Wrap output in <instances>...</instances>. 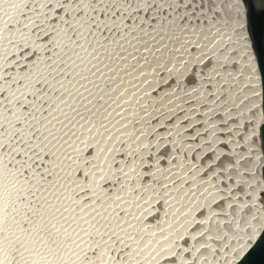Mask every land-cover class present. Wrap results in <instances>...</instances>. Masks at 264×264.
<instances>
[{"label": "rangeland", "instance_id": "rangeland-1", "mask_svg": "<svg viewBox=\"0 0 264 264\" xmlns=\"http://www.w3.org/2000/svg\"><path fill=\"white\" fill-rule=\"evenodd\" d=\"M36 1L30 0L28 3V7H30L26 8L28 10L26 17L32 24L30 25L31 31L29 29L30 32L24 37H11L8 40L11 43L6 41L5 46L8 47L6 49L7 60L0 63V119L9 115L8 123L5 124V126L8 125L5 128L7 130L4 129L0 133L3 135L0 140L5 143L0 150V159L4 158L2 159L4 161L8 159L9 169L22 178L18 184L19 187L15 188L16 184L12 187L20 192L19 195L21 194L19 203L8 207L3 222H0L1 240L4 241L0 244V254L3 253L6 255V259H9L4 263L12 264L13 262L9 261H13L12 259L15 258L14 264H27L33 260L35 255L38 254V256L42 255L43 257V254L46 253L47 257L44 258L47 260L49 256L51 259L48 258V263L45 261L44 264L52 263L55 259L58 261L60 259L61 264H68L74 256L73 254L78 253V248H82L79 250L81 257L85 254L80 260L82 262L88 258L93 260L96 251L99 250L98 248L103 246L111 249L109 253H111L115 264H161L162 262L164 264H187V262L196 264L198 259L210 261L215 248L219 249L224 242L232 241L234 236L240 237L242 230L243 233L245 232L241 225L248 224L249 216L252 215L250 213L255 211V208L253 209L249 204L251 197L248 195L254 192L253 188L255 187L252 184L256 178V174H254L256 172L253 169L255 165L252 149L254 151L256 140L251 133L254 130V122L241 39L236 29L238 20L235 1L41 0L45 2V7L39 9L33 5H37L38 2L39 5L42 2L39 0L36 3ZM13 13L8 15L10 19L6 16L8 18L5 23L13 20L10 22L12 26L20 25V23L23 25L24 19L21 17L25 15L16 12L12 15ZM81 23L89 26L87 31L77 30L76 27L80 26ZM63 25L68 27V30H64L61 36L63 47L66 48L65 45L70 47V41L74 40L78 42L83 39L90 41V44L87 45L88 48L79 49L77 46H73L70 49L72 51L69 50L74 55L84 54L82 52L91 53V59L84 66L80 61L76 62V68L80 69L81 72L84 71V73H79L76 76L73 74V76L66 75L65 69L68 68V63L55 61V58L62 55L64 51H61L60 48L57 49L51 36L58 35L56 34L59 32L58 28ZM136 26L142 28L143 31H138L137 33L140 35L135 34L134 36L132 29ZM9 30H13V28ZM52 32L55 34L53 35ZM9 35L12 36L13 32L9 31L7 36ZM115 39L116 41L120 40V42H116ZM54 52H57L58 55ZM45 60L46 64L52 63L48 64L44 72L36 73L34 68L45 63ZM38 63L40 64L38 65ZM143 64L148 70L141 68ZM110 66L112 70L118 68L116 74H105L104 71ZM93 72H96L97 75L94 79H90ZM28 76L32 81L41 79L39 81L42 83L37 84L38 82H36V86L26 90L22 88L24 87L22 83V91L18 82L28 78ZM148 77H151V84L148 86L149 88L147 87L148 89H145L143 85L146 81L148 82ZM115 80L118 85L121 84L122 88L118 89L121 91L108 89L115 88ZM144 80L146 81L142 82ZM10 84L22 91L18 96L19 99L16 97L13 100L10 95L11 98L7 97L9 92H4V89ZM103 89L102 92L105 93L100 97L94 98L92 95L93 97L89 96L88 98L89 92L93 93L94 90V92L100 93ZM81 90L87 91V94L85 93L84 96L81 95L80 97H77V94L74 95L76 91ZM81 97L82 99H80ZM118 97L120 100H117ZM74 98V101L69 102ZM129 110L131 111L130 114L128 113ZM96 111L100 112L94 114L96 121L101 118H106L105 121L107 119L115 120L122 114L123 120L128 121L125 129L114 131L119 139L116 140V137L112 143L116 141L117 144L113 143L114 146L106 149L108 151L106 153L107 159L111 161L110 167L106 166L108 169L99 173L101 177L98 183L90 185L91 183L87 182V175L98 170L97 168L91 171L83 170L82 167L86 164L89 165L91 163L89 161L96 155L95 152H93L94 156L92 154L93 149L91 150L89 146L91 137L87 134L89 140L86 138L78 142L77 147L73 150L74 160L70 161L74 162L75 169L72 175H69L70 182L66 181L65 184L59 180L58 184H55L54 178L60 177L62 171L59 170L58 176L54 177L55 175L50 171L51 166L55 165L57 161L59 163L64 162L65 157L63 155L67 154L66 152L70 148L72 149L74 142L78 141V137L82 133L80 131L84 128L83 125H86L85 121H80L85 120L87 112L91 114ZM83 114L86 117L83 118ZM80 117L83 119L80 120ZM81 124L83 128L80 127ZM111 132L113 134V131H107L105 135L107 136ZM91 136L98 139L100 134H91ZM128 136L142 137L144 146L140 148L136 146L135 148L131 143L128 144ZM123 137L127 140H124ZM9 141L10 144H14L12 148L6 147ZM182 144H186L187 149ZM53 146L54 152L60 153L58 157L50 155ZM130 161L135 162L133 169L131 167L130 172H125L126 175L121 176L122 171L124 172L123 168L128 167ZM177 164L181 166V169L183 167L181 173L171 175L170 171ZM130 173L135 174V178L127 179L126 177ZM123 185L129 189L127 192L130 194L125 196L122 194V197L118 199L120 206L126 203L125 201H128L129 197H138L140 201V199L144 200L147 195L146 198L149 199L145 198L147 200L145 207L138 215L139 218L144 217L142 218L144 220L135 219L131 221L133 218H130V222H125L127 229L122 224L120 225L121 222L125 221L127 213L124 211L127 210L116 211L119 214L114 211L116 217L112 213L109 216L110 220L105 222L106 225L99 221L100 224L90 225V221L86 218L90 208L78 210L77 207L72 206L74 202L70 203L73 200L68 199L69 195L70 198L74 195L72 197L74 200L76 196L77 198L83 197L87 205L88 201L96 204L105 199L102 200L101 204H98L97 212H99L105 201L104 204L108 202L107 207L110 200L112 201L113 197L117 196L114 195L113 189L115 194L118 192L121 194ZM98 187L104 189L105 193L101 190H97L98 192L92 190H96ZM69 191H74V193ZM176 192H179L184 200L196 197L195 202L189 205L184 212L187 217L181 223L178 222L183 228L176 241L179 244L174 243L171 253L174 251V254H180L181 257L175 260L176 256L173 259L165 253V256L162 257L163 260L159 261L160 263L158 261L153 263L158 255V252H155L157 247L154 249L155 251L153 250V254L149 247L154 243H150V246L137 256L136 250L139 245L134 248L136 250L132 249L133 243L130 239L134 238L135 235L137 237L138 230L143 229V227L150 228L152 225L154 228L158 227L160 220L162 221L172 209L179 206L175 207L176 205L172 206V202L171 204L166 202L170 198L173 199L174 196H178L179 193L177 195ZM149 193L150 196L148 197ZM174 193L176 194L171 197ZM165 198L167 199L164 202L166 205L162 204L164 206H161V199L164 200ZM183 198L181 199L183 200ZM89 205L93 206V203ZM211 205L215 210L213 214L217 211L216 215H207V220H203L204 214H201L200 217L203 221L199 222L198 220L191 223L192 215L196 216L200 210L204 209L201 207ZM65 207L67 210L73 209L74 214H78L77 216L80 217L81 223L82 221L85 223L87 220L88 228L99 226L97 230L94 228L91 231V239L85 244V248L74 245L79 243L77 238L80 236V232L77 233L79 229L75 227L77 226L75 223L70 222L69 226L67 224L63 228L64 230L67 229V232L77 230V232L72 233L73 236L67 242H63V239L69 238V235L64 238L63 234L66 231H58L54 225L48 226V217L50 216L49 219H51V214L66 215V212L64 213ZM80 207L82 206L80 205ZM106 213L107 215L110 213L108 209ZM136 214L138 213L134 214V218ZM56 215L54 216L56 217ZM112 216L113 218H111ZM156 218L157 220H154ZM139 220L144 225L141 222H136ZM8 221H11L9 222L11 224L13 222L19 223L22 229L27 227L24 231L29 235L32 245L41 241L42 243L45 242L47 248L43 245L44 249L41 248V252L36 250V254H34L35 250L31 252L32 254L29 253L30 251H23L25 248L19 251L12 243L13 236L7 235V232L4 233L2 230ZM33 224L39 226L38 231H27L30 229L29 227L33 229ZM172 225L175 226L174 222L168 223L166 228L170 229ZM53 226L57 229V233ZM52 228L55 232L51 230ZM29 232L31 233L29 234ZM33 232L35 237L32 235ZM62 232L64 233L62 234ZM122 233L124 234L122 235ZM58 235L63 236H60L61 240L58 239ZM79 238L78 240L81 239ZM125 240L128 241L125 242ZM147 240L144 243H147ZM4 243H8V247H2ZM49 245L66 248L68 256L66 253L52 256L51 249L53 247L51 248ZM141 247L139 246V249ZM49 251H51L50 254ZM129 252H132L133 257L128 256ZM52 257L54 258L52 259ZM90 259L87 260L88 264ZM93 261L91 262L93 263ZM81 262L79 264H84L86 261ZM197 263L199 264V262ZM97 264L108 263L99 262Z\"/></svg>", "mask_w": 264, "mask_h": 264}, {"label": "bare ground", "instance_id": "bare-ground-1", "mask_svg": "<svg viewBox=\"0 0 264 264\" xmlns=\"http://www.w3.org/2000/svg\"><path fill=\"white\" fill-rule=\"evenodd\" d=\"M29 1L30 0H27L26 2H25V0H0V63L1 62H5V60H7L6 59V55H7V48H6V41L8 42V40L11 38V37H13V36H17L18 38L19 37H24V35L26 34H28V32H30L31 31V26L30 25H32L31 23H29L30 22V20H29V18L28 17H26L28 14H27V11L28 10H26V8L28 7V3H29ZM36 1V0H35ZM39 1V0H38ZM38 1H36V3L38 2ZM41 1V0H40ZM34 2V1H33ZM42 3H40L39 5H38V3H37V5H33V6H36V8L37 9H39V8H43V6H44V3L45 2H43V1H41ZM108 3V2H107ZM109 4V3H108ZM19 5H22V6H19ZM30 5H31V3H30ZM19 6V7H18ZM30 7V6H29ZM28 7V8H29ZM45 7V6H44ZM21 8V9H20ZM32 8V7H31ZM33 9V8H32ZM14 12V13H13ZM15 12L16 13H23L25 16H22L21 17V19H24V24L22 25V23H20V25L18 24V25H14V26H12L11 24H10V22L12 21L13 22V20H10V22H7V23H5V21H6V19L9 17L8 15H10L11 13H13L12 15H14L15 14ZM30 14V13H29ZM237 14V13H236ZM11 15V16H12ZM21 15V14H20ZM6 16H8V17H6ZM14 17V16H13ZM26 18H28V19H26ZM9 19H10V17H9ZM8 19V20H9ZM12 19H14V18H12ZM39 19V18H38ZM67 19V18H66ZM27 20V22H25ZM237 21V20H236ZM73 22V21H72ZM15 24V23H14ZM75 24V23H74ZM237 24V31L239 32V26H238V22L236 23ZM69 25V24H68ZM71 26H72V24H70ZM12 26V27H11ZM75 26V25H74ZM88 25L87 24H85L84 23V25L81 23V25L80 26H78V27H76V28H78L77 30H82V31H87L88 30ZM10 28H13V30H9ZM30 29V31H28ZM70 29V28H69ZM58 30H59V32H57L56 34H58V35H55V36H51L52 35V33H51V38H53V41H54V45L57 47V49L58 48H60L61 49V51H64V53L62 54V55H59V56H55L56 58H55V61L57 62V63H68V68L67 69H65V73H66V75L67 76H73V75H77V74H82V73H84V71L83 72H81V71H79L80 69H78V68H76V62H79L80 61V63H82V66H84L85 65V63L89 60V59H91L90 58V54H88V52H82V53H84V54H78V55H74V54H72L70 51H72V50H70L73 46H77L79 49H83V48H86L87 47V45H89L90 44V41H85V39H83V40H80V42H78L77 40H74V41H70V44L69 45H71L70 47H67V45H65L66 46V48L65 47H63V44H62V41H61V36H62V33H63V31L64 30H68V27H66V26H61V28H58ZM142 30V28H138L137 26H136V28H134V29H132V34L135 36V34H139V33H137L138 31L140 32ZM235 30V29H234ZM9 31H12L13 32V35L12 36H7V34L9 33ZM143 31V30H142ZM141 31V32H142ZM130 32V31H129ZM128 32V33H129ZM55 34V32L53 33V35ZM130 34H131V32H130ZM140 35V34H139ZM7 36V37H6ZM138 36V35H137ZM9 37V38H8ZM239 37H240V32H239ZM119 38V37H118ZM16 39V38H15ZM20 39H23V38H20ZM19 39V40H20ZM120 39V38H119ZM52 40V39H51ZM115 41H116V39H115ZM119 42H120V40H118ZM118 41H116V42H118ZM10 42V41H9ZM8 42V43H9ZM17 42V41H16ZM15 42V43H16ZM98 42H99V40H98ZM98 42H97V44H98ZM204 42V41H203ZM11 43V42H10ZM213 43V42H212ZM75 44H77V45H75ZM122 44V43H121ZM201 44H202V42H201ZM68 45V46H69ZM12 46V45H11ZM54 46V47H55ZM200 47V46H199ZM242 47V46H241ZM88 48V47H87ZM92 48V47H91ZM93 48H95V47H93ZM55 50H56V48H55ZM70 50V51H69ZM91 50V49H90ZM89 50V51H90ZM171 50V49H170ZM50 52V51H49ZM54 53H57V52H54ZM57 55H58V53H57ZM54 56V55H53ZM194 58V57H193ZM49 60V59H48ZM107 60V59H106ZM101 61V60H100ZM44 62V61H43ZM108 62V61H107ZM50 63V62H49ZM48 63V64H49ZM52 63V62H51ZM50 63V64H51ZM156 63H157V61H156ZM3 64V63H2ZM40 63H38V65H39ZM48 64H46V60H45V63H43V64H41L39 67H37L36 66V68H34L35 70H36V73L37 72H40V71H42V72H44L45 71V69L47 68V66H48ZM108 64V63H107ZM141 64V63H140ZM155 64V63H154ZM184 64V63H183ZM180 66V65H179ZM182 67V66H181ZM107 68V67H106ZM140 68V67H139ZM141 68H143V70L144 69H147L146 68V65H142V67ZM118 69V68H117ZM117 69H114V70H112V67L110 66V68H108V69H106L104 72H105V74H108V75H111V74H116V71H117ZM138 69V68H137ZM141 70V69H140ZM148 70V69H147ZM182 70V69H181ZM171 71V70H170ZM31 72V71H30ZM145 72H146V70H145ZM191 72V71H190ZM98 73H100L99 71H98ZM102 73H103V71H102ZM101 73V74H102ZM173 73V72H172ZM175 73V72H174ZM27 74V73H26ZM73 74V75H72ZM32 75V74H31ZM36 75V74H35ZM64 75V74H63ZM96 72L94 73H92V77L90 78V79H94L95 77H96ZM148 75V74H147ZM172 75V74H171ZM27 76V75H26ZM30 76V75H29ZM29 76H28V78H25V79H23L22 81H20V82H18L19 84H20V88L22 87V85L24 86V87H22V88H24L25 90L27 89V88H32V87H34V86H36L35 84H36V82H38L37 84H40V83H42L41 81H39V80H41V79H39L38 81L36 80H34V81H32V79L30 80L29 79ZM99 76V75H98ZM139 76V75H138ZM33 77V76H32ZM37 77H39V76H37ZM40 78V77H39ZM64 78H65V76H64ZM67 78V77H66ZM70 78H73V77H70ZM21 79V78H20ZM89 79V80H90ZM19 80V79H18ZM71 80V79H70ZM13 81V80H12ZM146 80H144V81H142V82H145ZM68 82V81H67ZM115 82H116V80H115ZM121 82V81H120ZM13 83V82H12ZM11 83V84H12ZM23 83V84H22ZM9 85L8 87H6L5 89H4V92H7L8 93V95H7V97H12V99L13 98H18V96L21 94V92L23 91V89H22V91L20 90V89H18V87L16 88V86H14V85ZM22 84V85H21ZM151 84V77H148V82L146 81L145 83H144V88L146 89L149 85ZM66 86V85H65ZM15 87V88H14ZM111 87V86H110ZM121 87V84L119 83V85L117 84V82H116V86H115V88L113 87L112 89H110V88H108L110 91L111 90H113V89H116V91L119 89ZM122 88V87H121ZM120 88V89H121ZM143 88V89H144ZM149 88V87H148ZM147 88V89H148ZM69 89V88H68ZM123 89H124V87H123ZM122 89V90H123ZM144 89V90H145ZM25 90H24V92H25ZM65 90V89H64ZM91 91V90H90ZM102 91H104V89L103 90H101L100 91V93L98 92L97 93V91H95L94 92V90H93V93H90L89 92V94H88V98H89V96H91V97H93L94 96V98H97L98 96L100 97L101 95H103L104 93L102 92ZM105 91H108V90H105ZM118 91H121V90H118ZM147 91V90H146ZM146 91H145V93H146ZM92 92V91H91ZM7 93H5V94H7ZM87 94V91H83V90H81V91H76L75 93H74V95H76L77 97H80L81 95H83L84 96V94ZM111 93V92H110ZM123 93V92H122ZM107 94V93H106ZM121 94V93H120ZM10 95V96H9ZM23 96H24V94H22ZM93 95V96H92ZM112 95H113V93H112ZM118 95H119V93H118ZM142 95V94H141ZM82 96V97H83ZM116 96V95H115ZM114 96V97H115ZM135 96V95H134ZM10 97V98H11ZM82 97L80 98V99H82ZM113 97V96H112ZM141 97V96H140ZM9 98V99H10ZM20 98V97H19ZM18 98V99H19ZM22 98V97H21ZM93 98V99H94ZM116 98V97H115ZM119 98V97H118ZM123 98H125V96H123ZM122 97H121V99H123ZM8 100V99H7ZM14 100V99H13ZM12 100V101H13ZM75 100V98L74 99H71L69 102H72V101H74ZM77 100V99H76ZM114 100H116V99H114ZM117 100H120V98L119 99H117ZM125 100V99H124ZM78 101V100H77ZM78 102H80V101H78ZM123 102V101H122ZM9 103V102H8ZM10 104V103H9ZM80 104V103H79ZM135 104V103H134ZM167 104V103H166ZM169 104V103H168ZM174 104V103H173ZM165 105V104H164ZM10 106V105H9ZM136 106V105H135ZM165 106H167V105H165ZM169 106V105H168ZM10 108V107H9ZM136 109V108H135ZM121 112V111H120ZM128 112V111H127ZM130 110H129V114H130ZM47 113H48V111H47ZM50 113V112H49ZM96 113H100V112H98V111H96L95 113H91V114H89L88 112H87V117L86 116H84V114H83V118L84 117H86L85 118V120H83V121H80V122H84L85 121V124L86 125H83L84 126V128H83V126H82V124L80 125V127H82L81 129V131L80 132H82L81 133V135H80V137H78V141L77 142H74V144H73V146H72V149L70 150L69 149V151L68 152H66L67 154H64L63 156L65 157L64 158V162H61V163H59V161H57V162H55V165H52V164H50V165H52L51 167H52V169L50 170L51 171V173H53V175H55L54 177H56V175L58 174V172H59V170H60V172L62 171V175L61 176H63V177H56V178H54V183L55 184H58V181L60 180L61 181V183H65L66 181H69V175H72V173L74 172V169H75V167H74V162H71L72 160H74V152H73V150H75V148L77 147V143L78 142H80V141H82V140H84V139H86V138H88V140H89V137H88V135H90V137H91V142H90V147H91V150L93 149V150H95V151H93L92 150V154H93V158H92V160L91 161H89V162H91L89 165H83L82 167H83V170H85V169H87V170H89V171H91L92 169H98V170H95V171H93V172H91L90 174H88L87 175V182H89V183H91L90 185H92V184H96V183H98V181H99V179H100V177H101V175H99V173H103V172H105V170H107L108 169V167H106V166H109L110 167V162L111 161H109L108 159H107V156L108 155H106V153L108 152L107 150H108V148L109 147H112V146H114V144L113 143H115V142H113L112 143V141L113 140H115L116 139V135L117 134H114V131L117 129H122V128H124V127H126L127 125V122L126 121H124L123 120V114L119 117L118 115L120 114H116L117 116H118V118L117 119H115V120H109V119H107L106 121H105V119L106 118H101L100 120H94V114H96ZM1 114V113H0ZM7 114V113H6ZM106 115V114H105ZM107 115H108V113H107ZM133 115V114H132ZM9 116V115H8ZM8 116L6 117L5 116V118L4 117H2V119H0V133H1V131L2 130H4L5 128H6V126H8V125H6L5 126V124L6 123H8L7 122V120H9L8 119ZM92 116V117H91ZM109 116V115H108ZM81 117H82V115H81ZM80 117V118H81ZM112 117V116H111ZM110 117V118H111ZM116 117V116H115ZM10 118V117H9ZM83 118H81L80 120H82ZM109 118V117H108ZM112 119H114V118H112ZM124 121V122H123ZM254 122V121H253ZM107 123V124H106ZM84 124V123H83ZM74 125V124H73ZM254 127V126H253ZM180 128V127H179ZM49 129V128H48ZM125 129V128H124ZM5 130H7V129H5ZM20 130V129H19ZM104 130H106L105 132H104ZM107 131H113V134H112V132L109 134V135H105V133H107ZM253 132H251L252 133V135H253V137L255 138V140H256V134H255V127H254V130H252ZM3 132V131H2ZM5 132V131H4ZM116 132V131H115ZM97 133H99L100 134V136L98 137V139L97 138H92V136H91V134L93 135H97ZM109 133V132H108ZM12 134V133H11ZM88 134V135H87ZM127 134V133H126ZM128 134H130V133H128ZM87 135V136H86ZM132 135V134H131ZM3 135H1L0 134V138L2 137ZM7 136H9V135H7ZM6 136V137H7ZM79 136V135H78ZM111 136V137H110ZM112 136H113V138H112ZM95 137H97V136H95ZM129 137V136H128ZM4 138V137H3ZM80 138V139H79ZM124 138V137H123ZM122 138V139H123ZM8 140H9V138H7ZM7 139H4V141L6 140L7 141ZM119 139V137H117V139L116 140H118ZM121 139V140H122ZM126 138H124V140H125ZM172 139V138H171ZM170 139V140H171ZM87 140V141H88ZM120 140V141H121ZM123 140V141H124ZM127 140V139H126ZM254 140V141H255ZM2 141V142H1ZM11 142H12V140H10ZM10 141L8 142V144L6 145V147L8 146H10L11 148L14 146V144L12 143V144H10ZM16 141V140H15ZM128 141V142H127ZM126 142L129 144V143H131L132 145H134L135 146V148H136V146H137V148L139 147H142V146H144L143 144H142V142H143V139H142V137H139V136H137V137H132V136H130L129 137V139L127 140ZM24 142V141H23ZM126 142H124V143H126ZM136 142H137V145H136ZM16 143H18V142H16ZM25 143V142H24ZM187 143V142H186ZM256 143V144H255ZM254 144L255 145H257V140H256V142H255ZM113 144V145H112ZM115 144H117V143H115ZM119 144H120V142H119ZM127 144V145H128ZM4 145H5V143L3 142V140H0V150H2V148L4 147ZM16 145V144H15ZM23 145V144H22ZM54 145V144H53ZM255 145H254V151H253V149H252V152H253V154H254V165H255V168H253V169H255V172L256 173H254V174H256V178L254 179V181L252 182V184H254V192L251 194H249L248 196H250L251 198H249V204L251 205V207H253V209L255 208V211L253 210L250 214H252V215H250L249 217H250V219H248V224L246 223V225L244 226V224L243 225H241V227L245 230V232L243 233V230H242V234L241 235H239L240 237H235L234 236V238H233V240L231 241H229V242H224V244H222V246L221 247H219V249H216L215 248V250H214V252L213 251H211V252H213V257L211 258V256H210V261H207L206 259L204 260H201L200 261V259H198L197 260V262H199V264H236L237 262H238V260L240 259V257L243 255V253L245 252V250L247 249V247L250 245V243L252 242V240L254 239V231H255V218H256V204H257V191H258V177H259V164H260V159H259V153H258V146L257 147H255ZM18 146V145H17ZM125 146H126V144H125ZM182 146H184V148L185 149H187V145L186 144H182ZM57 147V146H56ZM252 147H253V145H252ZM54 146L52 147V150L50 151V155L51 156H56V157H58V154H60V153H58L57 154V152H54ZM58 149V148H57ZM107 149V150H106ZM8 150H9V148H8ZM106 150V151H105ZM104 151V152H103ZM76 152V151H75ZM93 152H95V154L93 153ZM1 153V152H0ZM124 153V152H123ZM63 154V153H62ZM49 155V156H50ZM91 156V155H90ZM51 158V157H50ZM2 159H4V158H2ZM2 159H0V222H3V217H4V214H5V212H7V208L9 207H12V205L14 206L16 203H19V198L21 197V194L19 195V191L18 190H16L15 188L18 186V184H20V181L22 180V178L19 176V175H16V173L15 172H13V171H11L9 168V166H8V164H9V162L7 161L8 159H5V161L4 160H2ZM71 160V161H70ZM10 161V160H9ZM69 161V162H68ZM25 162V161H24ZM131 162V161H130ZM176 162V161H175ZM56 163H59V164H56ZM110 163V164H109ZM134 163L135 162H131V163H129L128 164V167H130V168H128L127 166V168L125 167V168H123L124 169V172L122 171V174H121V176H124V175H126V173L125 172H130L129 171V169H131V167H132V169H133V166H134ZM177 163V162H176ZM26 164V163H25ZM175 164V163H174ZM180 164V163H179ZM179 164H177L176 165V167H174V169H173V167H172V171H170V173H171V175H178V174H180L181 173V171H182V169H183V167H182V169H181V164L179 165ZM137 166V165H136ZM123 167V166H122ZM100 168V169H99ZM100 170V172H98ZM132 171V170H131ZM57 172V173H56ZM120 172V171H119ZM133 172V171H132ZM135 172V171H134ZM121 173V172H120ZM166 174V173H165ZM58 176V175H57ZM134 176V177H133ZM135 174H133V173H130L129 174V176L128 177H126L127 179L129 178V179H132V178H135ZM167 177V176H166ZM19 178H21V179H19ZM66 178H67V180H66ZM64 179V180H63ZM251 179V178H250ZM196 181V180H195ZM70 182V181H69ZM67 183V182H66ZM65 183V184H66ZM89 183H87V184H89ZM249 183H250V181H249ZM14 184H16V186H15V188H12L13 187V185ZM84 184V183H83ZM191 184V183H190ZM22 185V184H21ZM19 187V186H18ZM170 187V186H169ZM95 188V187H94ZM112 188V187H111ZM121 188V187H120ZM252 188V187H251ZM15 189V190H14ZM18 189V188H17ZM70 189V188H69ZM89 190V189H88ZM90 190H91V188H90ZM93 191H95V192H98V191H103L102 189H101V187H98V188H96V190H94V189H92ZM98 190V191H97ZM129 189L127 188H125V186L123 185V187H122V189H121V194L119 193H117V194H115V190L113 189V193H114V195H117V196H114L113 198L114 199H112V201L110 200V202H109V205L106 207V205H107V203L106 204H102L101 205V209H100V211L99 212H97V209H98V204H101V202H102V200L104 201L105 199H102L101 201H98L96 204H95V202H92L93 203V206H90L89 204H92V203H90V201H88V205H87V202H86V200L85 199H83V197H78L77 198V196H76V199L74 200V199H72V197L74 196H72L71 198H70V193H74V191L73 192H70L68 195H69V197H68V199H70L72 202H70L71 204H72V206H75V207H77L78 208V210H81L82 211V209H85V208H90L89 209V211H88V213H87V220L88 221H90L89 222V224L91 225H94L95 223H99V222H103L104 224H105V222H108L110 219H109V216H111V214L113 213V216H114V211L116 212V211H120V210H127V211H124V212H126L127 213V216H126V218L124 219L125 221L124 222H121L120 223V225L122 224L123 226H125V228H126V226L127 225H125V224H127V223H125V222H130V218H133L131 221H134L135 219H141L142 220V218H144V217H138V215L142 212V210H143V208L145 207V202L147 201V200H149L148 198H146L147 197V195H146V199L144 198V200H141L140 199V201H139V199H138V197L136 198V197H134V198H130L129 197V199H128V201H125L126 203H124L122 206H120L118 203L120 202H118V199L119 198H121L122 197V194H123V196H125V195H129L130 193H128L129 191H128ZM147 190V189H146ZM149 190H151V189H149ZM172 190V189H171ZM14 191V192H13ZM23 191V190H22ZM107 191V190H106ZM118 191V190H117ZM119 191H120V189H119ZM128 191V192H127ZM252 191V190H251ZM94 192V193H95ZM104 192V191H103ZM148 192H150V191H148ZM148 192H147V194H148ZM89 193V192H88ZM105 193V192H104ZM103 193V194H104ZM112 193V194H113ZM170 193V192H169ZM177 193V192H176ZM176 193H174V194H172V196L171 197H173V195H175ZM179 193V192H178ZM178 193H177V195H178ZM186 193V192H185ZM184 193V194H185ZM205 193V192H204ZM42 194H44V193H42ZM45 194H47L46 192H45ZM44 194V195H45ZM92 194V193H91ZM101 194V193H100ZM183 194V193H182ZM189 194V193H188ZM62 195V194H61ZM67 195V196H68ZM247 195V194H246ZM46 196V195H45ZM90 196H92V195H90ZM97 196V195H96ZM150 196V193H149V195H148V197ZM128 197V196H127ZM166 197V196H165ZM104 198H105V196H104ZM143 198V197H142ZM167 198V197H166ZM164 199V200H162L161 199V206H164V205H162V204H165L164 202L167 200V199ZM181 198H183L182 196H181V194L179 193V195L178 196H174L173 197V199L172 198H170L171 199V201H170V199H169V201H166V202H170L169 204H171V202L173 203V205L172 206H174V205H176L175 207H177V205H179L177 208H174V209H172L166 216H165V218L164 219H162V221L160 220V222H159V226L158 227H156V228H154V226H153V228H152V226H151V224H150V226H148V227H150V228H144L143 227V229H140V230H138V236L136 237V235L135 236H133L134 238H132V239H130V241L133 243L132 245H131V247H132V249H134L136 246H140L141 247V245L144 243V242H146V240H147V243H144V245L139 249V246H138V249L136 250V249H134V250H136V254H137V256H138V254H141V252L143 251V250H145L146 248H148L149 246H150V243H154L152 246H150L149 248H150V251H152V254H153V250L157 247V249H155L154 251L155 252H158V255H157V257H155V259L153 260V263H155V262H161L163 259H162V257L163 256H165V253H167L170 257H172L173 259H174V257H175V260H178L179 259V257H181L180 256V254L179 255H176V254H174L173 252L171 253V251L173 250L172 248H173V246H174V243H176V241H177V239L179 238L178 237V235H179V233L180 232H182V226H181V224H179V223H181L182 221H183V219H185L187 216H185L186 214H184V212H185V210H186V208L189 206V205H192V203L193 202H195V199H196V197L194 196V198L193 197H189L190 199L188 200L187 198H186V200H184V198H183V200L181 199ZM207 198V197H206ZM248 198V197H247ZM66 199V198H65ZM126 199V198H125ZM69 200V201H70ZM84 200H85V202H84ZM90 200V199H89ZM93 200V199H92ZM100 200V199H99ZM68 201V202H69ZM122 201V200H121ZM185 201V202H184ZM205 201H207V199H205ZM160 202V201H159ZM184 202V203H183ZM42 203V202H41ZM199 203H201V202H199ZM64 204V203H63ZM70 204V205H71ZM95 204V205H94ZM245 204V203H244ZM42 205V204H41ZM80 205L82 206V207H80ZM144 205V206H143ZM158 205H160V204H158ZM166 205V204H165ZM212 206L213 205H211V206H209V207H207V206H203V207H201L203 210H200L197 214H196V216H193L192 215V218H191V223H195V222H197L198 220H199V222H201V221H203V220H207V215L208 216H211V214H212V216H214V214L216 213L217 214V211L213 214V212L215 211V210H213V208H212ZM39 207H41L40 205H39ZM71 207V206H70ZM69 207V208H70ZM250 207V206H249ZM52 208V207H51ZM76 208V209H77ZM170 208V207H169ZM172 208V207H171ZM42 209V208H41ZM75 209V208H74ZM107 209H108V212H110V213H108V215H107ZM46 210V209H45ZM47 210H48V208H47ZM51 210V209H50ZM73 210V209H72ZM72 210H67L66 209V207H65V211H64V209H63V211H64V213L66 212V215L65 214H63V215H56V214H54V215H56V217H58V218H56L53 214H51V219H49L50 218V216L48 217V226L49 225H54L57 229H58V231L60 230H64L63 228H65V226L68 224V226L70 225V222H72V223H75L77 226H75V224H74V226L77 228V229H79L78 230V232H77V230L75 231V229H74V231L75 232H77V233H79L80 234V240H78V238H77V241H79V243L77 242V241H75V242H77V243H75V242H72V243H75L74 245H77V246H83V248H85V244H87V242L89 241V239H91L90 237H91V235H92V230L96 227H94V226H91L90 228H88L89 227V224L88 223H86L87 222V220H86V222L85 223H83V221H82V223L80 222V217H78L77 215L78 214H74V212L72 211ZM42 211V210H41ZM76 211V210H75ZM118 212H116V213H118ZM121 212V211H120ZM123 212V211H122ZM138 213V214H136L135 215V218H134V214L135 213ZM192 212V211H191ZM78 213H80V212H78ZM119 214V213H118ZM117 214V215H118ZM201 214H204L203 216H204V219L202 220V217H200L201 216ZM215 214V215H216ZM53 215V216H52ZM126 215V214H125ZM47 216V215H46ZM113 216L111 217V218H113ZM118 216H120V215H118ZM55 217V218H54ZM114 217H116V216H114ZM154 217V216H153ZM159 217V216H158ZM194 217V218H193ZM163 218V217H162ZM172 218V219H171ZM214 218V217H213ZM80 219V220H79ZM84 219V218H83ZM127 219V220H126ZM188 219V218H187ZM208 219H209V217H208ZM13 220V219H12ZM35 220H36V218H35ZM50 220H54V221H50ZM116 220V219H115ZM139 220V221H136V222H141V223H143L142 221L144 220ZM154 220H157V218L156 219H154ZM169 220H171V221H169ZM42 221V220H41ZM45 221V220H44ZM47 221V220H46ZM99 221V222H98ZM114 221V220H113ZM120 221V220H119ZM210 221V220H209ZM9 222H11V221H8L7 223H6V227L4 228V229H2V230H4V233H6L7 232V235H11V236H13V244H14V246L15 247H17V249H19V251H22V249L23 248H25V249H23V251H25L26 252V250L27 251H30L29 253H31V252H33L34 250H35V253L34 254H36V250H38L39 252H41L40 250H41V248H43L44 249V247H43V245H45V247H46V244H45V242H41V241H39V243H37V244H33L32 245V242H31V240H30V237H29V235L26 233V231H24V230H26L27 229V227H26V229L24 228V229H22V226H20V224L18 225L17 224V222L15 223V222H13L12 224L11 223H9ZM92 222V223H91ZM110 222H112V221H110ZM158 222V221H157ZM170 222H174V227H173V225L171 226V228L170 229H167L166 228V226H167V224L168 223H170ZM179 222V223H178ZM207 222V221H206ZM205 222V223H206ZM214 222V221H213ZM212 222V223H213ZM227 222V221H226ZM46 223V222H45ZM118 223V222H117ZM176 223V224H175ZM190 222H189V224H191ZM37 224V223H36ZM41 224V223H40ZM88 224V225H87ZM100 224V223H99ZM129 225H130V223H128ZM154 224H156V223H154ZM158 224V223H157ZM208 224H210V223H208ZM236 224V223H235ZM238 224V223H237ZM47 225V224H46ZM96 225V224H95ZM106 225V224H105ZM112 225H114L113 223H112ZM143 225H144V223H143ZM146 225V224H145ZM177 225V226H176ZM29 226V225H28ZM32 226V225H31ZM41 226V225H40ZM43 226V225H42ZM41 226V227H42ZM51 226H50V228H51ZM53 226V227H54ZM73 226V227H74ZM122 226V227H123ZM138 226V225H137ZM39 227V226H38ZM38 227H37V225H34L33 224V229H31V227H29L30 229L29 230H27V231H30V230H34V232H36V230L38 231ZM40 227V228H41ZM54 227V229L56 230V233H57V229ZM99 226H97V228H98ZM120 227V226H119ZM118 227V228H119ZM44 228V227H43ZM97 228H95V230H97ZM129 228V227H128ZM142 228V227H141ZM53 228L51 229V230H54ZM127 229V228H126ZM161 229V230H160ZM55 230H54V232H55ZM67 230V229H66ZM66 230H64V231H66ZM123 230V229H122ZM130 230V229H129ZM45 231V230H44ZM69 231V230H68ZM72 231H73V228H72ZM73 231V232H74ZM234 231V230H233ZM239 231V230H238ZM33 232V234L32 235H34V237H35V233ZM73 232H62V234L64 235V238H65V236L67 237L68 235H69V238H65V239H63V242L64 241H69L70 239H71V237L73 236L72 235V233ZM137 232V231H136ZM203 232V231H202ZM31 232H29V234H30ZM189 233V232H188ZM193 232H191V234H192ZM61 234V233H60ZM76 234V233H75ZM124 233H122V235H123ZM184 235V238H185V236H186V234H185V232L183 233ZM190 234V235H191ZM194 234V233H193ZM94 235V234H93ZM204 235V234H203ZM52 236V235H51ZM60 236H62V235H60ZM60 236L58 235V239H60L61 240V238H60ZM76 236V235H75ZM182 236V235H181ZM41 237H43L42 235H41ZM56 237H57V235H56ZM63 237V236H62ZM98 237H99V235H98ZM1 238H2V233L0 232V244H2L4 241H2L1 240ZM32 238V237H31ZM38 238V237H37ZM36 238V239H37ZM128 238V237H127ZM182 238V237H181ZM216 238V237H215ZM223 238V237H222ZM34 239V238H33ZM39 239V238H38ZM74 239H75V237H74ZM201 239H203V238H201ZM59 240V241H60ZM73 240V239H72ZM124 240V239H123ZM137 240V241H136ZM183 240V239H182ZM38 241V240H37ZM46 241H47V239H46ZM126 241H128V240H125V242ZM153 241H155V242H153ZM224 241H226V240H224ZM130 242V243H131ZM199 242V241H198ZM48 243V242H47ZM71 243V242H70ZM98 243V242H97ZM101 243V242H100ZM104 243V242H103ZM203 243V242H202ZM201 243V244H202ZM227 243V244H226ZM49 244V243H48ZM102 244V243H101ZM176 244H179V243H176ZM204 244V243H203ZM202 244V245H203ZM50 245H51V243H50ZM49 245V247H51ZM127 245V244H126ZM130 245V244H129ZM199 245H200V242H199ZM214 245V244H213ZM8 247V243H4L3 245H2V247ZM42 246V247H41ZM70 246V245H69ZM102 246V245H101ZM53 247V248H52ZM51 248H49V249H51L52 250V256H54V254H55V256H56V254L58 255V254H67L66 256H68V253H67V251L64 249V247L62 248V247H55V246H52ZM152 247V248H151ZM179 247V246H178ZM47 248V247H46ZM77 248V247H76ZM129 248H130V246H129ZM137 248V247H136ZM142 248H144V249H142ZM21 249V250H20ZM43 249H42V251H43ZM80 249H82V248H78V253L76 252L75 254H73L74 256L70 259V261H69V263L70 264H79L81 261V259L83 258V256L85 255H83L82 257H81V255H79L80 253ZM99 250H98V252L96 251V253H95V255H94V259L93 260H95V261H93V260H91L90 258H88V259H90L91 261H93V263L90 261L89 262V264L91 263V264H97V263H99V262H102V263H108V264H115L114 262H113V260H112V255H111V253H109L110 252V250L108 249V248H106L105 246H103V247H100V248H98ZM77 250V249H76ZM133 250V251H134ZM18 251V252H19ZM132 251V252H133ZM44 252V251H43ZM50 252L51 251H49L48 253L50 254ZM125 252V251H124ZM132 252H129L130 254L128 255V256H130V257H133L132 256ZM135 252V251H134ZM149 252V251H148ZM154 252V253H155ZM47 253V254H48ZM88 253V252H87ZM179 253V252H178ZM32 254V253H31ZM151 254V255H152ZM174 254V255H173ZM194 254V253H193ZM211 254V253H210ZM44 256L42 257V255H40V256H38V254L37 255H35L34 256V258H32L33 260H31V261H29L27 264H44V262L46 261H49V259H51L49 256H48V258H47V260H46V258H44V257H47V255H46V253H44L43 254ZM51 256V255H50ZM60 256V255H59ZM126 256V255H125ZM16 257V256H15ZM63 258L65 257V256H62ZM71 257V256H70ZM193 257V256H192ZM54 257H52V259H53ZM57 258H60V257H58L57 256ZM87 258V257H86ZM178 258V259H177ZM196 258V257H195ZM205 258V257H204ZM15 259V258H14ZM14 259H12L13 261H9V262H13L12 264H14L16 261L14 260ZM87 259V260H88ZM97 259V260H96ZM127 259V258H126ZM181 259V258H180ZM183 259V258H182ZM192 259V258H191ZM197 259V258H196ZM9 259H6V255H4L3 253L2 254H0V264H3L5 261H8ZM17 260V259H16ZM18 260H19V258H18ZM56 260V261H55ZM53 262L50 260V262H52V263H49V264H61V262H60V259H59V261L57 260V259H55ZM87 260H83V261H86L84 264H88V262H87ZM123 260V259H122ZM139 260H140V258H139ZM184 260V259H183ZM186 260V259H185ZM184 260V261H185ZM195 260V259H194ZM209 260V259H208ZM80 261V262H79ZM83 261L81 262V263H83ZM127 261H129V260H127ZM126 261V262H127ZM187 261V260H186ZM8 262V263H9ZM79 262V263H78ZM95 262V263H94ZM113 262V263H112ZM122 262V261H121ZM134 262V261H133ZM159 262V263H160ZM169 262V261H168ZM170 262H172V263H177L176 261H170ZM196 262V264H198ZM48 263V262H47ZM68 263V264H69ZM123 263V262H122ZM166 263V262H165ZM5 264V263H4ZM46 264V263H45ZM132 264V263H131ZM152 264V263H151ZM161 264H164V262H162ZM178 264V263H177ZM182 264H184V263H182ZM187 264H192L191 262H187ZM195 264V263H194Z\"/></svg>", "mask_w": 264, "mask_h": 264}, {"label": "water", "instance_id": "water-1", "mask_svg": "<svg viewBox=\"0 0 264 264\" xmlns=\"http://www.w3.org/2000/svg\"><path fill=\"white\" fill-rule=\"evenodd\" d=\"M234 1L260 159L254 239L236 264H264V0Z\"/></svg>", "mask_w": 264, "mask_h": 264}, {"label": "snow or ice", "instance_id": "snow-or-ice-1", "mask_svg": "<svg viewBox=\"0 0 264 264\" xmlns=\"http://www.w3.org/2000/svg\"><path fill=\"white\" fill-rule=\"evenodd\" d=\"M261 235L264 236V233H262Z\"/></svg>", "mask_w": 264, "mask_h": 264}]
</instances>
